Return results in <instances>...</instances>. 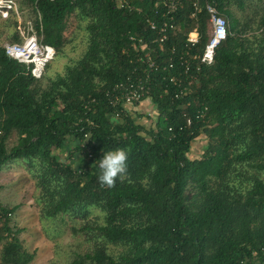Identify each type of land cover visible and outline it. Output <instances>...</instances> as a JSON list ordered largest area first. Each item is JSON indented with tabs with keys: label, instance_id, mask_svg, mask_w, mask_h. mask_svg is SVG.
<instances>
[{
	"label": "trees",
	"instance_id": "trees-1",
	"mask_svg": "<svg viewBox=\"0 0 264 264\" xmlns=\"http://www.w3.org/2000/svg\"><path fill=\"white\" fill-rule=\"evenodd\" d=\"M156 1L118 8L117 0H15L20 16L27 7L33 17L23 27L15 15L4 20L16 24L10 44L22 43L19 28L31 24L41 44L63 54L75 16L86 23L88 47L55 79L45 76L54 58L38 79L0 47V172L15 161L27 164L41 219L103 215V223L79 228L94 248L70 264H264V0H200L196 13L194 0H182L178 29L163 42L167 9ZM206 1L227 21L228 36L197 72L190 58L202 56L211 40ZM194 29L200 42L189 48ZM150 49L159 70L144 61ZM181 55L192 65L188 77ZM174 77L192 78V92L176 100ZM128 78L149 92L135 106H114L108 93ZM146 101L155 120L138 114ZM13 133L18 142L8 148ZM200 142L205 147L196 154ZM117 148L127 153V171L102 186L98 160ZM17 210L0 203L2 264H31L36 256L12 225ZM108 245L122 251L111 254Z\"/></svg>",
	"mask_w": 264,
	"mask_h": 264
},
{
	"label": "rangeland",
	"instance_id": "rangeland-1",
	"mask_svg": "<svg viewBox=\"0 0 264 264\" xmlns=\"http://www.w3.org/2000/svg\"><path fill=\"white\" fill-rule=\"evenodd\" d=\"M247 13L253 20L256 13H254L252 5ZM31 16L33 17L31 9L25 7L22 16L18 19L22 27L25 21L32 18ZM238 16L242 22L246 21V14ZM15 25L12 20L6 22L0 19V47L12 42ZM85 25L84 21L75 18V16L70 19L66 32L68 43L63 54L55 56L49 69L46 70L45 76L48 79H55L57 75L65 74L68 66L76 64L84 56L88 47ZM17 142L18 136L13 133L7 142L8 148L13 147ZM199 144L194 147L196 154L200 153L199 146L202 145L201 148L204 150L203 144L205 145L206 141ZM36 186V180L24 162L15 161L6 164L0 172V203L9 208L18 207L12 217V225L23 230L19 238L25 250L36 253L31 264H70L78 254L91 251L94 248V240L85 232H80L79 228L86 221L98 220L103 223V215L95 210L86 221L81 218L71 219L67 215L59 216L56 219H41L37 201L39 191ZM108 249L114 255H118L122 251L120 247L109 246ZM0 264H2L1 257Z\"/></svg>",
	"mask_w": 264,
	"mask_h": 264
},
{
	"label": "built area",
	"instance_id": "built-area-1",
	"mask_svg": "<svg viewBox=\"0 0 264 264\" xmlns=\"http://www.w3.org/2000/svg\"><path fill=\"white\" fill-rule=\"evenodd\" d=\"M182 4V0H157L156 7L164 6L167 9V12L164 15V19L160 22L162 25L159 31L160 41L163 42L168 38V33L172 30H177L176 26V17L175 13ZM116 5L118 8L129 7L127 0H117ZM195 13L200 11V0H194ZM205 9L209 15V26L211 28V40L207 45L202 56L193 55L190 58V62H195L196 71L199 72L201 65H210L215 57L216 49L220 44L226 40L228 36V23L225 18L220 14L218 8L208 1L205 3ZM195 13L193 16H195ZM20 18V12L17 3L15 0H0V17L3 20H8L12 16ZM151 24V28L156 30L158 28L156 22L148 20ZM20 29L21 36L23 37V42L20 44H10L7 43L4 45L6 55L11 58L19 61L20 63L26 64L30 69L31 73L36 78H41L46 65L54 58L55 50L49 46L43 45L38 41V37L32 25L30 24L28 28ZM200 33L197 29H194L190 32L189 37L187 38V47H195L200 42ZM134 40V38H131ZM158 41V40H156ZM145 50L146 46H142ZM135 51L138 53L141 51L137 46ZM154 50L148 51L145 53V62L149 64V69L159 70L160 66L152 60V53ZM173 53H176L173 49ZM186 57L181 55L179 58L180 66L185 67L184 74L187 76L188 72L191 70L192 65L185 60ZM169 68L174 69L175 63L171 62L168 66ZM166 68V67H164ZM188 77V76H187ZM171 81L178 87V91L175 93V99H181L184 96L189 95L193 90L194 80L188 78L183 80L180 78H172ZM146 87L142 84L141 81L136 82L132 78H128L125 82H120L116 84L112 90L108 93L112 98V103L114 106L121 105L122 107H131L135 106L137 103H140L144 100L148 94ZM121 113L117 110L112 114L114 119H120Z\"/></svg>",
	"mask_w": 264,
	"mask_h": 264
},
{
	"label": "clouds",
	"instance_id": "clouds-1",
	"mask_svg": "<svg viewBox=\"0 0 264 264\" xmlns=\"http://www.w3.org/2000/svg\"><path fill=\"white\" fill-rule=\"evenodd\" d=\"M126 160L127 153L123 149L117 148L104 152L98 160V167L100 169V175L98 176L99 183L102 186H114L117 179L122 177L127 171Z\"/></svg>",
	"mask_w": 264,
	"mask_h": 264
},
{
	"label": "crops",
	"instance_id": "crops-1",
	"mask_svg": "<svg viewBox=\"0 0 264 264\" xmlns=\"http://www.w3.org/2000/svg\"><path fill=\"white\" fill-rule=\"evenodd\" d=\"M136 109L138 110V114H144L146 116H151L152 120H155L157 118L156 110L154 109L152 104L148 101L144 102ZM143 120L146 121V118H144Z\"/></svg>",
	"mask_w": 264,
	"mask_h": 264
}]
</instances>
